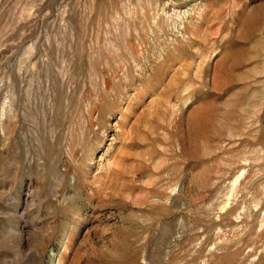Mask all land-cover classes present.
Returning <instances> with one entry per match:
<instances>
[{"label": "rangeland", "instance_id": "1", "mask_svg": "<svg viewBox=\"0 0 264 264\" xmlns=\"http://www.w3.org/2000/svg\"><path fill=\"white\" fill-rule=\"evenodd\" d=\"M0 264H264V0H0Z\"/></svg>", "mask_w": 264, "mask_h": 264}]
</instances>
